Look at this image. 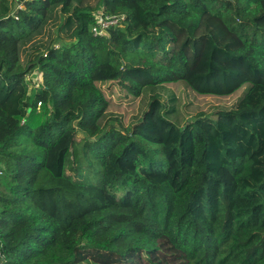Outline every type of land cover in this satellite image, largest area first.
<instances>
[{
    "label": "trees",
    "instance_id": "trees-1",
    "mask_svg": "<svg viewBox=\"0 0 264 264\" xmlns=\"http://www.w3.org/2000/svg\"><path fill=\"white\" fill-rule=\"evenodd\" d=\"M263 23L264 0H0V264H264ZM210 44L255 77L194 80Z\"/></svg>",
    "mask_w": 264,
    "mask_h": 264
},
{
    "label": "rangeland",
    "instance_id": "rangeland-1",
    "mask_svg": "<svg viewBox=\"0 0 264 264\" xmlns=\"http://www.w3.org/2000/svg\"><path fill=\"white\" fill-rule=\"evenodd\" d=\"M264 24V23H263ZM241 63L228 59L223 54L216 53V48L210 44L205 52L203 62L199 69L192 73L193 79L203 83L204 87H210L217 92L228 89L236 82H240L247 78H254L248 69H243ZM30 81L31 87H36V83L42 80L40 72H33ZM264 80V79H263Z\"/></svg>",
    "mask_w": 264,
    "mask_h": 264
},
{
    "label": "built area",
    "instance_id": "built-area-1",
    "mask_svg": "<svg viewBox=\"0 0 264 264\" xmlns=\"http://www.w3.org/2000/svg\"><path fill=\"white\" fill-rule=\"evenodd\" d=\"M97 24L94 28H93V32L95 34V36H102L103 33L109 29L112 26H115L116 24H118L119 19L116 17H108V16H104V14H98L97 16ZM28 79H30V77H28ZM2 175V170L0 168V176Z\"/></svg>",
    "mask_w": 264,
    "mask_h": 264
},
{
    "label": "water",
    "instance_id": "water-1",
    "mask_svg": "<svg viewBox=\"0 0 264 264\" xmlns=\"http://www.w3.org/2000/svg\"><path fill=\"white\" fill-rule=\"evenodd\" d=\"M21 2H24L25 0H20Z\"/></svg>",
    "mask_w": 264,
    "mask_h": 264
}]
</instances>
